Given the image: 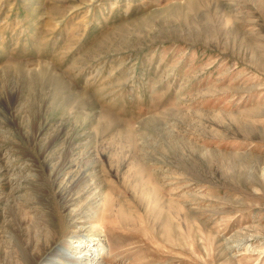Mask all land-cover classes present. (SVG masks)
I'll use <instances>...</instances> for the list:
<instances>
[{"label":"rangeland","instance_id":"1","mask_svg":"<svg viewBox=\"0 0 264 264\" xmlns=\"http://www.w3.org/2000/svg\"><path fill=\"white\" fill-rule=\"evenodd\" d=\"M18 240L264 264V0H0V264Z\"/></svg>","mask_w":264,"mask_h":264},{"label":"bare ground","instance_id":"2","mask_svg":"<svg viewBox=\"0 0 264 264\" xmlns=\"http://www.w3.org/2000/svg\"><path fill=\"white\" fill-rule=\"evenodd\" d=\"M71 191H73V188L67 189L63 193L59 192L57 195L58 199L61 201V204L66 209L73 207L71 205L72 203H74L73 199L71 198L72 196L70 195ZM36 198L38 200V201L36 200V203H35L37 205L36 208L38 210H40L41 212H44V214L49 219V221H51L52 220V213H51V204L49 202L50 201L49 198H46V197L45 198H41V197L38 198L37 196H36ZM98 208H99V205H93L91 209L97 210ZM77 239L78 240L76 242H78V243L80 242V244H81V242L83 241V240H81V237H77ZM16 242L19 243L22 255L25 257V264H47V263L57 264L58 261L56 262L55 260H60L63 263H67V264H79V262L77 261L76 258H71L67 255V253L65 252L66 248L63 245L55 246L54 243L53 244L51 243L50 247H49L50 249L48 248V250L38 247V253L39 254H37V253H32L29 250L30 248L29 249L24 248L21 241L18 240Z\"/></svg>","mask_w":264,"mask_h":264}]
</instances>
